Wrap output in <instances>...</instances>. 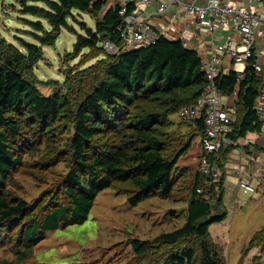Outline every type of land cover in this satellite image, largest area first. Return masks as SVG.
<instances>
[{
  "label": "trees",
  "instance_id": "1",
  "mask_svg": "<svg viewBox=\"0 0 264 264\" xmlns=\"http://www.w3.org/2000/svg\"><path fill=\"white\" fill-rule=\"evenodd\" d=\"M19 1L22 11L44 19L49 29L41 21L33 24L41 32L35 34L39 44L23 43L25 51L0 34V246H8L16 257L0 264H50L32 257L33 246L47 230L83 223L99 192L123 186L133 206L171 195L178 157L204 131L202 119L186 123L177 110L195 102L206 78L198 53L180 39L162 34L147 46L106 53L100 46L102 40L118 42L119 4L105 10V0H31L43 2L46 8ZM134 8V3L127 4V12ZM73 10L88 13L94 26L78 20L84 32L76 33L72 53L91 49L103 57L82 71L67 73L66 89L47 95L37 87L33 67L42 58V46L54 45L63 27L73 30L67 22L76 19ZM258 84L250 66L241 78L230 71L218 82L224 94L238 88V112L229 134L233 139L260 127L253 111ZM173 115L190 134L171 155L167 146L179 137L169 136L177 129ZM230 148L221 150L220 167ZM259 150L264 158V141ZM27 157L38 158L27 162ZM59 163L65 172L40 196L29 201L20 195L17 172L45 181L44 174L33 171L44 173ZM223 179L224 174L212 205L196 194L195 186L203 180L197 171L185 223L151 240L132 239L139 257L134 264H224L209 231L210 222L225 214ZM254 247L259 253L249 264H260L264 225L251 235L242 253Z\"/></svg>",
  "mask_w": 264,
  "mask_h": 264
},
{
  "label": "rangeland",
  "instance_id": "2",
  "mask_svg": "<svg viewBox=\"0 0 264 264\" xmlns=\"http://www.w3.org/2000/svg\"><path fill=\"white\" fill-rule=\"evenodd\" d=\"M27 5L46 8L41 1L28 0ZM22 8L23 4L19 0H0V34L25 51L23 43L39 44L35 34L41 32L33 24L41 21L46 30L49 25L44 19L22 11ZM73 14L76 19L69 18L67 21L73 30L63 27L54 45L42 46V58L34 64L36 84L44 94H51L56 89H66L64 81L67 73L82 71L103 57L102 52L91 49L85 52L82 50L78 54L72 53L76 33L84 32L79 22L94 26V19L88 13L73 10ZM172 119L177 129L169 136L179 137L177 143L173 144L176 142L174 141L167 146L171 155L178 151L180 143L188 140L190 134L186 126L178 125L177 115H173ZM249 136L253 138L255 135ZM232 148L234 147L230 150ZM202 153L200 136L196 135L176 161L172 173L173 190L168 198L153 197L133 206L128 203L122 191L123 186L120 189L107 188L98 193L88 218L83 223L60 230H47L44 238L33 246L32 257L50 264H134L139 257L131 246L132 239L151 240L160 233L172 231L185 223L188 201ZM37 158L27 157L25 160L34 162ZM33 172L44 174L45 181L35 180L23 172L15 174L21 184L20 195L29 201L40 196L57 181L65 172V166L59 163L44 173ZM236 176L234 172L226 174L221 198L225 214L220 220L210 222L209 231L223 255L224 264H249L252 256L259 252L255 253L256 250L251 248L244 255L242 250L247 246L251 235L264 225V194H261V190L260 193L259 190L244 191L239 187ZM251 183L256 184L255 181ZM260 258V264H264V254ZM15 259V254L8 246H0V262H13Z\"/></svg>",
  "mask_w": 264,
  "mask_h": 264
},
{
  "label": "built area",
  "instance_id": "3",
  "mask_svg": "<svg viewBox=\"0 0 264 264\" xmlns=\"http://www.w3.org/2000/svg\"><path fill=\"white\" fill-rule=\"evenodd\" d=\"M135 0H121L119 14L121 23L117 26L118 42L110 39L101 41V48L108 54L116 55L127 48H138L155 42L159 32L146 22L140 10L127 12V4ZM142 4H157L158 13H165L171 4H180L184 12L196 22L213 32L218 28L228 26L232 35L222 43L214 45L211 55L202 60L206 84L192 104H185L178 108L177 114L186 123H193L202 119L203 134L200 144L203 153L199 160V172L203 180L195 186L196 194L202 200L214 205L220 194V182L223 174L217 160L221 150L228 147L239 148L244 162H233L232 171L238 176V185L246 192H256L259 189L264 194V158L260 153L261 145L255 144L254 151L249 153L238 145L237 139L229 134L237 115L238 88L231 94H224L218 86L222 77L220 65L222 56H229L233 63L232 71L237 72L239 78L244 70L250 66L259 79L253 111L260 127L252 133L264 141V60L259 46L264 40V16L260 15L252 4L241 6L232 5L230 0H206L205 4L184 3L181 0H137ZM173 30L174 28L171 27ZM237 64H242L238 68ZM255 163L262 169V174L254 175L255 185L242 177L246 172L245 165Z\"/></svg>",
  "mask_w": 264,
  "mask_h": 264
},
{
  "label": "crops",
  "instance_id": "4",
  "mask_svg": "<svg viewBox=\"0 0 264 264\" xmlns=\"http://www.w3.org/2000/svg\"><path fill=\"white\" fill-rule=\"evenodd\" d=\"M181 1L184 3L195 4H205L206 2V0ZM120 2L121 0H105L104 9L106 10L115 4H119ZM132 3H134L135 9L140 10L146 22L152 25L160 34L166 36L169 39H180L188 48L195 50L202 60L207 59L211 55V53L215 51V44L222 43L226 38L232 35V30L228 26L218 28L213 32H209V30L204 26H198L196 22H194V20H192V18L184 12L183 7L178 3L171 4L165 13H158L156 3L142 4L137 0ZM230 3L236 6L252 4L256 11L260 15L264 16V0H230ZM171 27H173L174 29L172 30ZM259 46L262 50L261 59L264 60V40L260 42ZM237 67L242 68V64H237ZM232 68L233 63L231 62L229 56H222V63L220 65L222 75L232 71ZM249 134L253 133L248 132L244 137L237 138V142L238 145L242 146L245 150L251 153L254 151V145H262L263 140L261 139L262 141L259 142L260 138H257L256 136L250 138L251 136H249ZM233 162H244V158L239 152L238 147L232 148V150L228 154V158L226 159V161H222V167H220L224 174V179L222 180V189L224 185L223 182L226 180V174L228 172L233 173L232 169L230 168V165ZM246 163V172L241 176L253 182L255 181L254 175L262 174L263 171L255 163ZM261 194H263L262 191ZM254 249L256 250L255 253H257L258 248L254 247Z\"/></svg>",
  "mask_w": 264,
  "mask_h": 264
}]
</instances>
